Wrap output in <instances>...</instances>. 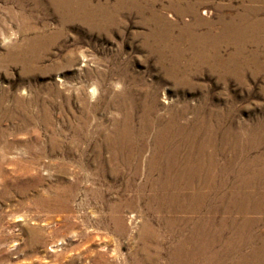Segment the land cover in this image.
Returning a JSON list of instances; mask_svg holds the SVG:
<instances>
[{
	"label": "rangeland",
	"instance_id": "374dc122",
	"mask_svg": "<svg viewBox=\"0 0 264 264\" xmlns=\"http://www.w3.org/2000/svg\"><path fill=\"white\" fill-rule=\"evenodd\" d=\"M193 7L213 34L221 20L257 10L235 73L205 63L216 50L192 40L190 30H207L194 24ZM257 16L264 0H0V264H169L179 231L199 214L164 207L168 167L152 164L155 149H184L214 163L216 177L264 162ZM219 41L228 60L235 49ZM237 213L255 217L253 232L264 234V213L226 214ZM145 228L164 242H140ZM225 236L205 253L233 246Z\"/></svg>",
	"mask_w": 264,
	"mask_h": 264
},
{
	"label": "bare ground",
	"instance_id": "6f19581e",
	"mask_svg": "<svg viewBox=\"0 0 264 264\" xmlns=\"http://www.w3.org/2000/svg\"><path fill=\"white\" fill-rule=\"evenodd\" d=\"M247 1L254 3V2H257L259 0H247ZM189 5H191V4H189ZM192 9L194 10V13L196 15H198L197 14L198 7L197 8L193 7ZM193 10H192V12H193ZM256 13H257V10H255V11L248 10V11H246V13L244 15H236V16H234V18L232 17L233 21L230 20L231 22H229L227 20L228 23H226V24H223L226 21L222 22V20L220 18L219 20H221V23H222V25H224V27H223V30L220 33L218 32L217 34H213L214 26H213L212 22H209L208 20H206L202 17H199V15L197 17L195 16L196 23H194V24H196V27L199 28V27H202L203 25H205L207 30H205L204 33L202 32V34H200V35H197L198 31L194 32V30L193 31L190 30L191 31L190 36H191L192 40L197 42V43L199 42L202 46H205L206 44H211L213 46V48L216 50L215 52H213L211 54H204L203 59H204L205 63L206 62L209 63L212 60V62H213L212 66L214 68L218 69L219 67L221 68L225 65V66H227V68L229 67V69L235 73V71H237V60L239 61V58H243V45L249 41L250 29L253 26V24H251V25H249V23L247 24V21H248V19L250 20V15H255ZM257 18H258V16H257ZM244 22H246V24H244ZM263 24H264V17H263V19L258 18L254 21V25H255L256 29L261 28L263 26ZM262 28H264V27H262ZM252 34H253V32H252ZM254 37H256V36H254ZM259 37H261V36H259ZM220 39L228 42V44L229 43L232 44L234 49H235L233 54L229 57V59L228 60L226 59L227 61L226 60L222 61V57L220 55L221 53L218 54V46H220V42H221V41H219ZM261 41H264V40H261ZM205 141L207 142V140H205ZM202 150H205V149H198V152L200 153ZM209 150H211V149H209ZM183 151H184V149H155V155H154V157H152V164L156 161L159 165H161V166L165 165L164 167H168L166 169L167 172L165 171L164 173H161V176H160V182L163 184V186L161 187L160 190L170 192L169 193L170 197H169V199H167L168 202H165L164 207L168 208V210L170 209L171 211H177V212H182V213H192V214L198 213L199 214V217L197 219L193 220V224L192 223L190 225L188 224V226L190 228H189V232L187 234L184 235V233L182 231L183 228L181 230H180L181 227L179 228L180 231L178 234H180V238L178 239L177 244H175L174 248H172L173 250L169 253L168 260H167L168 262H170L169 264H206V262L208 261V257H211L212 258L211 261L217 262L218 264H227V263H231V264L232 263H234V264H264V234L263 233L256 234L257 231L255 233L253 232L254 231L253 226L257 225L256 224L257 222L255 220H253L255 217L254 218H248V217L246 218L245 215H238V213L234 214V215H227L226 214L229 211L230 212H254L255 214L261 213L260 215H262V213H264V162H262V166L256 165L255 162H249V164H250L249 166H252V167L258 166V167H261V169L260 170L254 169V171H250L248 173H246L247 171L246 172L240 171V173L235 172V171H230V169L234 168L232 166L229 168H224V169L219 167L220 169L218 171H219V173L220 172L221 173L218 175V177H216L214 172L217 170V167L215 166L214 163H212V162L206 163L207 161L205 159L203 162H198V161L194 162V160H192V158L188 154L184 155ZM248 154H249V152H248ZM126 156H127V154H126ZM138 156H139V154H138ZM140 157H141V155H140ZM120 159H121V157H120ZM262 159H263V157H262ZM121 162H123V161H121ZM259 164H261V163H259ZM247 165L248 164H246L245 167H247ZM161 166H159V167H161ZM148 167H149V165H148ZM155 167H158V166H155ZM115 170H113V171L115 172ZM133 170H134V168H133ZM161 170H162V168H161ZM146 174H147V172H146ZM216 174H217V172H216ZM225 174L230 175L232 177L225 176ZM155 178L156 177H154V179ZM158 178H159V176H158ZM145 183H147V182H145ZM134 184H135V182H134ZM240 185H242V186H240ZM223 186L226 187V190L224 192L221 190V188ZM136 187H138V186H136ZM242 188H246V190L244 192L243 191L241 192ZM146 189H148V188H146ZM189 190H192V192H190ZM187 191H189L190 194H188ZM163 193H165V192H163ZM220 195L225 197L226 200L225 201H219L218 197ZM135 196H136V194H135ZM137 196H136V198H137ZM238 198H240V200H243L244 202L249 200L250 205L243 206L242 203L241 204L235 203L234 200L238 199ZM144 199H145V197L142 200L144 201ZM162 200L163 199H161V202H162ZM246 203H248V202H246ZM153 206H154V204H153ZM158 208L160 209V207H158ZM148 213H150V212H148ZM160 213H159V215H160ZM202 213H206V214L200 215ZM171 214H172V212H171ZM218 215H220V218ZM237 215L239 217H242V219H239L237 217ZM163 217H166V216H163ZM145 222H147V221H145ZM175 222L176 221L169 222V225L167 227L173 228ZM145 229H143V232L140 235V242L147 243V244L150 242H155L157 245L161 242H164V239L161 238L164 235L160 236V233H158L155 230H152L149 228H147L146 230ZM167 230H169V229H167ZM215 231L221 232V234H219V235H221V239L219 237L220 240H218V233H216ZM176 235H177V231L175 233V236ZM225 235H229L230 237L234 236L233 238H234L235 243L233 244V246L226 247L224 245L225 247L223 248V252H218L217 254L208 255L205 253V252H207V249L210 248L208 246L211 245V247H213V246L220 245V243H223L225 241V238H226ZM137 236H138V234H137ZM171 236H173V235H171ZM227 239H229V238H227ZM227 242H228V240H227ZM245 247H249V249H245ZM219 248H221V247H219ZM163 249H160V250H163ZM143 258H144V256H143Z\"/></svg>",
	"mask_w": 264,
	"mask_h": 264
}]
</instances>
